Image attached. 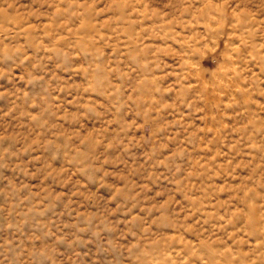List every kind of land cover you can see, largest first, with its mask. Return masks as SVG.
Masks as SVG:
<instances>
[{"label":"clouds","instance_id":"obj_1","mask_svg":"<svg viewBox=\"0 0 264 264\" xmlns=\"http://www.w3.org/2000/svg\"><path fill=\"white\" fill-rule=\"evenodd\" d=\"M0 264H264V0H0Z\"/></svg>","mask_w":264,"mask_h":264}]
</instances>
